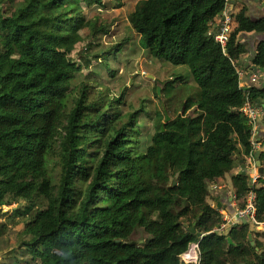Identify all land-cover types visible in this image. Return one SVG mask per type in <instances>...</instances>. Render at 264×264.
Wrapping results in <instances>:
<instances>
[{
  "label": "trees",
  "instance_id": "1",
  "mask_svg": "<svg viewBox=\"0 0 264 264\" xmlns=\"http://www.w3.org/2000/svg\"><path fill=\"white\" fill-rule=\"evenodd\" d=\"M13 1L0 0V229L2 206L21 201L11 213L30 254L14 264H181L197 243L198 264L264 262V249L244 251L248 224L215 230L223 216L207 202L208 187L230 173L236 204L254 191L255 219L264 221V178L251 186L236 172L252 151L239 108L246 97L262 106L264 88H241L232 64L245 60L241 35L264 32V15L252 17L238 1L223 53L208 30L226 0L136 2L129 23L146 54L187 65L199 90L168 122L160 115L138 151L141 109L127 112L123 92L106 98L90 69L100 52L83 54L110 31L111 23L86 17L101 0ZM249 61L264 67L263 40ZM179 80L164 82V92ZM259 160L264 169V149ZM139 229L142 241L132 238Z\"/></svg>",
  "mask_w": 264,
  "mask_h": 264
},
{
  "label": "rangeland",
  "instance_id": "2",
  "mask_svg": "<svg viewBox=\"0 0 264 264\" xmlns=\"http://www.w3.org/2000/svg\"><path fill=\"white\" fill-rule=\"evenodd\" d=\"M22 1L23 0H14L13 5L18 6ZM137 1L139 0H101L103 6L94 3L90 9H85L87 18H92V20L98 22H108L111 23V26L110 31L106 35L101 34L99 36L100 43L89 51H83V54L87 55L100 52V57L98 59L100 62L92 65L90 69L96 66V76L101 82L100 88L104 90L103 92L106 98L123 92L127 102V112L141 109L137 115L136 126L139 132V138L135 140L137 144L134 146L138 151H142L150 143L151 136L155 132L159 122L160 115L164 117V113H167L171 120L176 110L180 113L182 112L185 99L195 96L199 90L191 75L190 68L187 65H173L163 59H158L146 54L147 50L141 46L139 35L131 28L129 23V14L133 11ZM253 1L254 0H241L240 2L247 7V11L252 17L263 16L264 7L261 6L260 0L257 1L256 5L252 4L251 6L250 3ZM237 3L238 1L233 5L234 11L237 10ZM84 34H86V32ZM87 39L89 40L90 37H87ZM241 39L246 43L247 52L244 57L245 60L241 63L240 69L249 73V59L253 55L257 35L242 34ZM84 47H86L84 43L78 45L74 52L75 57ZM108 70L113 71V76H110L107 72ZM86 73L87 70L84 69L82 74ZM96 76L95 81H98ZM176 77H180V80L173 83L168 88V91L164 92V82L171 79L175 80ZM81 78L83 77L81 76ZM159 84L161 85L160 95L155 96V92L157 94L156 88ZM262 84H264V72L257 70V83L255 85L261 86ZM192 113L193 110L190 109L188 114ZM263 118L264 112L258 117V121H262ZM163 121L164 119L162 118V122ZM247 170L250 172L249 168H247ZM236 172L240 173V170L237 169ZM230 176V173H225L220 181L213 184L215 185L214 189L211 185L208 187L209 196L207 202H209V204L217 206L214 202V192L223 188V185L226 184L223 190L233 191V184ZM20 204H22V202L17 201L13 205L2 206L4 214L1 220L7 225L6 228L0 229V261H5L10 264H14L17 260L30 259V254L21 247V242L27 240L29 237L19 233L21 227H19L17 223H14L19 217L11 213L16 207H19ZM224 208L226 207H223L222 204L221 207L218 208L223 219L228 218L229 216L227 215L230 214L229 211ZM248 227L249 230L245 238L244 251L250 254L249 245H253L257 251L261 253L264 249V228H258L250 223H248ZM259 233H261V235H259ZM147 236V233L141 229L132 234V238L137 241H142ZM250 238L252 239L250 240ZM248 241L250 244H248ZM193 245L194 244L189 246V248L191 247L190 251H188V248L183 258L186 260L197 258V262L188 263L181 258L183 264L198 263L199 251L195 248V252V250H193ZM192 252L193 254H191ZM258 264H264V262Z\"/></svg>",
  "mask_w": 264,
  "mask_h": 264
},
{
  "label": "built area",
  "instance_id": "3",
  "mask_svg": "<svg viewBox=\"0 0 264 264\" xmlns=\"http://www.w3.org/2000/svg\"><path fill=\"white\" fill-rule=\"evenodd\" d=\"M232 5L230 3V0H226L224 9L221 12V15L219 19L217 20V23L214 24L213 21L209 23V30H208V35H211L213 39L220 44V47L222 49V52L225 53V48L228 43L229 39V33L232 28V14L235 12L232 8ZM233 10V11H231ZM232 62V60H231ZM232 64L235 67L237 79H238V85L243 88L244 90H247L251 86H256L255 84L257 83V69H253V67L250 65L249 66V73L243 71L240 69L241 65H236L234 62ZM261 106L253 101H251L248 97L245 98L243 104L239 108L240 113L247 119L248 124L251 126L252 129V135L250 138V144L252 146V151L249 153L248 156H246L248 163L252 164L254 166V151L258 148L257 141L255 140L254 136L257 130V122H258V117L261 114ZM253 178L251 180V186L254 184V181L257 178L256 173H254ZM210 187V186H209ZM211 187L214 189L215 185H211ZM231 209L232 212L227 215L229 216L228 218L223 219V223L220 224L218 228H215L217 231H223L225 227L234 221L238 220H243L245 219L246 222L255 225L258 228H264V221L259 222L255 219V193L254 191H249L246 197V204L244 207H239L236 204V197L235 194L232 193L231 195ZM213 206V204H211ZM194 249L197 247L195 245ZM192 246V247H193ZM191 248V247H190ZM190 248L188 251H190ZM187 252V251H186ZM196 252V250H195ZM185 253V252H184ZM182 253L180 255V259L182 258L183 261L188 262V263H196V259H189L186 260L183 258L185 255ZM197 257V256H196ZM199 260V258H198ZM183 264V263H181Z\"/></svg>",
  "mask_w": 264,
  "mask_h": 264
},
{
  "label": "crops",
  "instance_id": "4",
  "mask_svg": "<svg viewBox=\"0 0 264 264\" xmlns=\"http://www.w3.org/2000/svg\"><path fill=\"white\" fill-rule=\"evenodd\" d=\"M257 0H254L253 2L250 3V5L252 6L253 5H256V2ZM261 6L264 7V5L261 3ZM249 7V6H248ZM250 9V8H249ZM249 35H255V34H249ZM257 35V34H256ZM263 108V107H262ZM264 110V108H263ZM264 111L261 112L260 115L263 114ZM255 140L257 141V144H258V148L256 150H262L264 148V118L263 120H259L257 122V130H256V133H255V136H254ZM255 150V151H256ZM245 163L242 164L240 167H239V170H241L242 168H249L250 169V173H251V176L255 173V171L253 172V169H252V166L248 164V161H247V158L245 157ZM246 166V167H245ZM251 166V167H250ZM231 177V176H230ZM223 182V181H222ZM226 185V184H225ZM225 185H223V188L225 187ZM223 188L219 189L218 191L216 190L214 193H215V197H214V200L215 202H219L220 204L222 205H225L228 209L230 208V204L229 203V196L233 193V191L231 190H223ZM227 188V187H226ZM216 197H218V199L216 200Z\"/></svg>",
  "mask_w": 264,
  "mask_h": 264
},
{
  "label": "water",
  "instance_id": "5",
  "mask_svg": "<svg viewBox=\"0 0 264 264\" xmlns=\"http://www.w3.org/2000/svg\"><path fill=\"white\" fill-rule=\"evenodd\" d=\"M237 1H240V0H237ZM230 3L231 4H233V3H235V0H230ZM263 5H264V2H263ZM257 39L258 40H263L264 41V32H262V33H260V34H257ZM253 67V69L255 70V69H257V70H259V71H261V72H264V67H256V66H252ZM262 87L264 88V84L262 85ZM160 89H161V85L159 84V85H157V88H156V91H157V95L159 96L160 95ZM261 104H262V107L264 108V99H262L261 100ZM165 115H164V121H163V124L164 123H166V122H168L169 120H170V117L168 116V114L167 113H164ZM163 129V126H161V130ZM260 152H261V150H256L255 152H254V158H255V164H256V166H257V172L260 174V175H263L264 176V170H263V167H262V165H261V163H260V160H259V154H260ZM241 161V159L239 160V162ZM243 174H244V172H242ZM218 199V197H216V200ZM230 200H231V198H230ZM216 207L217 208H220L221 207V204L219 203V202H217L216 203ZM223 207H226L225 205H223ZM242 222L243 223H246V220L245 219H243L242 220ZM184 225H186L185 223H184ZM190 231L192 232V233H194L195 232V229H194V227H191L190 228ZM197 236L199 237V238H201L202 237V234L201 233H197ZM249 237H250V234H249ZM252 238H250V240H251ZM229 240V243L231 242V240L230 239H228ZM192 245V244H191ZM197 248H198V243L197 244H194Z\"/></svg>",
  "mask_w": 264,
  "mask_h": 264
},
{
  "label": "flooded vegetation",
  "instance_id": "6",
  "mask_svg": "<svg viewBox=\"0 0 264 264\" xmlns=\"http://www.w3.org/2000/svg\"><path fill=\"white\" fill-rule=\"evenodd\" d=\"M240 1H241V0H240ZM257 1H258V0H257ZM257 1H256V2H257ZM263 2H264V1H261V0H260V4H261V3L263 4ZM260 12H261V10H260ZM258 17H260V16H258ZM258 17H257V18H258ZM257 40H258V39H257ZM256 67H257V66H256ZM262 85H263V84H262ZM261 109H262V110H261V112H262V111H263L262 106H261ZM263 149H264V148H263ZM239 160H240V159H239ZM245 161H246V160H245ZM245 161L242 162V159H241V161H240V162H241V165L244 164ZM248 164L252 166L253 172L255 171V173H256V175H257V178H258V177H262V178H264L263 175H260V174L257 172V166H256V164H255V159H254V166H253L252 164H250V163H248ZM251 166H250V167H251ZM245 167H246V166H245ZM263 170H264V169H263ZM241 172H244V174L247 173L249 176H251V173L248 172V170H247L246 168H242V169H241ZM252 178H253V176L250 177V182H251ZM257 178H256V180H257ZM256 180H255V181H256ZM255 181H254V183H255ZM230 198H231V197L229 196V200H230ZM230 202H231V200L229 201L228 204H230ZM230 212H231V210H230Z\"/></svg>",
  "mask_w": 264,
  "mask_h": 264
},
{
  "label": "clouds",
  "instance_id": "7",
  "mask_svg": "<svg viewBox=\"0 0 264 264\" xmlns=\"http://www.w3.org/2000/svg\"><path fill=\"white\" fill-rule=\"evenodd\" d=\"M262 86V85H261ZM263 150V149H262ZM255 152V151H254ZM241 172V170H240ZM250 185H251V182H250ZM231 197V196H230ZM232 199V198H231ZM230 207H231V202H230ZM227 208V207H226ZM225 209V208H224ZM248 224V222H246ZM191 245V244H190ZM189 248V247H188ZM198 249V248H197ZM188 250V249H187ZM199 251V250H198ZM183 263V262H182ZM198 264V263H197Z\"/></svg>",
  "mask_w": 264,
  "mask_h": 264
},
{
  "label": "bare ground",
  "instance_id": "8",
  "mask_svg": "<svg viewBox=\"0 0 264 264\" xmlns=\"http://www.w3.org/2000/svg\"><path fill=\"white\" fill-rule=\"evenodd\" d=\"M193 250H195V249L193 248ZM191 254H193V252H192ZM193 256H194V255H193Z\"/></svg>",
  "mask_w": 264,
  "mask_h": 264
}]
</instances>
